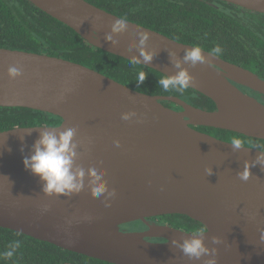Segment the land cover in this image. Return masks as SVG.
Instances as JSON below:
<instances>
[{
    "label": "water",
    "instance_id": "obj_1",
    "mask_svg": "<svg viewBox=\"0 0 264 264\" xmlns=\"http://www.w3.org/2000/svg\"><path fill=\"white\" fill-rule=\"evenodd\" d=\"M27 1L91 46L129 61L139 56L134 47L138 33H150L146 47L156 54L148 65L140 64L163 75L177 71L170 52L182 58L186 48L194 47L129 20L127 30L114 36L119 44L113 47L105 34L114 20L123 18L86 0ZM220 1L264 14V0ZM202 52L205 63L184 67L193 76L190 88L210 98L213 110L174 95L139 92L61 57L0 47V106L29 108L61 119L57 125L0 131V227L112 264H204L207 257L192 261L171 244L172 239L182 241L196 232L147 221L179 214L204 226L205 243L217 248L216 264H264V166H252L247 181L237 175L245 162L264 150L246 145L234 150L230 141L195 128L264 140V79ZM10 66L19 67L22 75L11 79ZM129 111L137 115L121 119ZM45 126L77 129L76 164L85 171L94 167L104 172L114 197H94L87 177L84 190L70 197L42 192L43 182L25 169L23 159ZM29 128L31 135L25 131ZM134 221L145 229L121 230ZM213 236L220 238L218 244L213 245Z\"/></svg>",
    "mask_w": 264,
    "mask_h": 264
},
{
    "label": "trees",
    "instance_id": "obj_2",
    "mask_svg": "<svg viewBox=\"0 0 264 264\" xmlns=\"http://www.w3.org/2000/svg\"><path fill=\"white\" fill-rule=\"evenodd\" d=\"M123 19L160 32L172 39L199 46L212 53L219 46L224 60L241 65L264 79V14L242 10L220 0H86ZM0 47L43 52L92 68L130 88L151 95H174L189 104L213 110V101L192 88L184 92L164 91L158 80L165 75L141 64L91 46L79 34L27 0H0ZM147 79L137 86L139 72ZM245 88V87H244ZM250 94L259 97L247 89ZM260 98V97H259ZM261 100V99H260ZM264 101V100H261ZM165 106L172 104L162 101ZM55 115L23 107L0 106V131L16 126L57 125ZM201 132L243 145L264 150V140L242 134L206 127ZM176 228L184 226L198 232L204 226L185 215L163 216ZM122 227V226H121ZM21 241L11 258L3 253ZM0 264H112L60 248L25 234L0 227Z\"/></svg>",
    "mask_w": 264,
    "mask_h": 264
},
{
    "label": "clouds",
    "instance_id": "obj_3",
    "mask_svg": "<svg viewBox=\"0 0 264 264\" xmlns=\"http://www.w3.org/2000/svg\"><path fill=\"white\" fill-rule=\"evenodd\" d=\"M127 27L128 23L126 19L114 20L110 32L105 34V40L111 42L113 47L118 46L119 41L114 39V36L124 33ZM138 36L139 41L135 43L134 47L139 49V56L132 55L130 57L131 63L133 65L140 63L148 65L156 54L155 50H150L146 47L150 33L140 32ZM221 51V48L217 46L212 49V54H220ZM170 56L172 57V64L177 71L159 79L158 84L164 91L174 90L182 93L193 84V76L185 69L184 65L191 64L195 66L198 63H205L207 57L199 46L186 48L182 58H176L173 52H170ZM8 75L11 79H14L22 75V72L17 66H10L8 68ZM146 79L147 74L143 71L139 72L136 81L137 86L142 84ZM136 115L135 111L124 112L121 114V119L130 120ZM42 129L30 147V155L24 157L23 164L25 169L31 174L39 176L43 182L42 192L45 195L70 197L73 194H78L84 190L85 178L87 177V186L94 197L99 198L103 196L105 201H107L109 197L115 196V191L108 189L104 172L94 167L88 168L85 171L84 168L76 164L79 153L77 151L78 143L74 139L77 134L75 127H67L62 131H58L56 127L48 126L42 127ZM25 131L28 135H31L30 128L25 129ZM19 138L21 141L24 140V136ZM115 144L119 146V141H115ZM230 144L234 150L243 147V141L237 138L232 139ZM21 151H23V147H21ZM257 163L264 166V152H260L254 161L245 162L244 168L237 175L242 180L247 181L251 175L250 168ZM207 172L208 175H211L213 171L207 170ZM106 206H108L107 203ZM205 233L206 230L201 228L197 233L184 238L182 241L172 239L171 244L181 249L183 254L192 261H200L202 258L207 257L204 264H216L217 248L209 247L205 243ZM219 242V237H212L213 245ZM20 246L21 241L17 240L13 242L10 245L11 250L4 252L3 256L11 258L15 250Z\"/></svg>",
    "mask_w": 264,
    "mask_h": 264
},
{
    "label": "rangeland",
    "instance_id": "obj_4",
    "mask_svg": "<svg viewBox=\"0 0 264 264\" xmlns=\"http://www.w3.org/2000/svg\"><path fill=\"white\" fill-rule=\"evenodd\" d=\"M177 228H179L181 230L188 231V230H186V228H184L183 225L182 226L179 225ZM143 229H144V225L140 221H134V222L126 223V224H123L121 227V230H124V231H141Z\"/></svg>",
    "mask_w": 264,
    "mask_h": 264
},
{
    "label": "flooded vegetation",
    "instance_id": "obj_5",
    "mask_svg": "<svg viewBox=\"0 0 264 264\" xmlns=\"http://www.w3.org/2000/svg\"><path fill=\"white\" fill-rule=\"evenodd\" d=\"M241 90L243 91H247L248 93H250L246 88L237 85ZM258 99H260L259 97H256ZM165 216V215H164ZM147 221L151 224H158V225H169L172 226L165 218H163V216H156V217H150L147 218ZM174 227V226H173ZM145 229V226H144ZM160 241V240H159Z\"/></svg>",
    "mask_w": 264,
    "mask_h": 264
}]
</instances>
